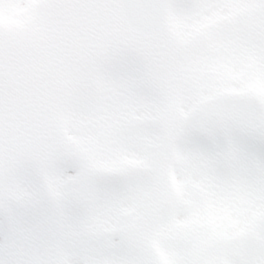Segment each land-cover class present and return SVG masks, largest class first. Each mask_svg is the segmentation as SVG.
I'll return each instance as SVG.
<instances>
[{
    "label": "snow or ice",
    "instance_id": "1",
    "mask_svg": "<svg viewBox=\"0 0 264 264\" xmlns=\"http://www.w3.org/2000/svg\"><path fill=\"white\" fill-rule=\"evenodd\" d=\"M0 264H264V0H0Z\"/></svg>",
    "mask_w": 264,
    "mask_h": 264
}]
</instances>
